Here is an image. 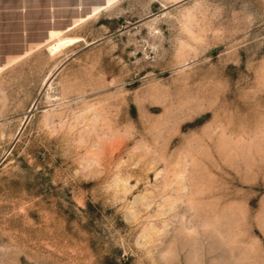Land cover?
<instances>
[{"label":"rangeland","instance_id":"rangeland-1","mask_svg":"<svg viewBox=\"0 0 264 264\" xmlns=\"http://www.w3.org/2000/svg\"><path fill=\"white\" fill-rule=\"evenodd\" d=\"M4 43L0 264H264V0H0Z\"/></svg>","mask_w":264,"mask_h":264},{"label":"crops","instance_id":"crops-1","mask_svg":"<svg viewBox=\"0 0 264 264\" xmlns=\"http://www.w3.org/2000/svg\"><path fill=\"white\" fill-rule=\"evenodd\" d=\"M50 32V31H49ZM49 32H48V34H49ZM24 36H26L27 37V35H28V32L26 31L25 32V34H23ZM48 39V35H46V38L41 42V43H38V45H44L45 44V42L46 41H48L47 40ZM32 44H37L36 42H33ZM27 45H29L30 46V42H27ZM3 47H6V48H9L10 47V45H5V43L4 44H2V45H0V48H3ZM26 53H28V48H26V50H25V53L23 52V53H21V54H8V53H6V54H4V53H2L1 51H0V59H2L1 61H0V68L2 69L5 65H6V61L8 60V59H18V58H20V57H23Z\"/></svg>","mask_w":264,"mask_h":264}]
</instances>
